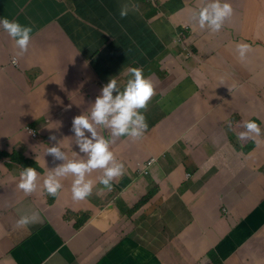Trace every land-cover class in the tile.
<instances>
[{
  "label": "crops",
  "instance_id": "obj_1",
  "mask_svg": "<svg viewBox=\"0 0 264 264\" xmlns=\"http://www.w3.org/2000/svg\"><path fill=\"white\" fill-rule=\"evenodd\" d=\"M204 2L0 0V17L32 29L20 54L0 29V151L8 154L0 157V264H222L216 256L264 264L263 247L242 245L264 242V0H229L233 16L215 33L191 17ZM181 32L191 56L173 41ZM240 42L249 45L243 60ZM128 67L141 68L154 92L141 109L142 135L110 144L123 164L121 189L99 184L96 169L83 200L71 198L70 177L47 193L43 177L60 161L25 127L49 140L47 124L59 118L66 132L56 136L74 156V111L82 103L80 113L89 111L101 85L110 76L123 81ZM44 91L54 93L50 100ZM249 119L261 132L248 143L237 125ZM16 151L43 174L30 193L17 187ZM152 156L149 174H137Z\"/></svg>",
  "mask_w": 264,
  "mask_h": 264
},
{
  "label": "clouds",
  "instance_id": "obj_2",
  "mask_svg": "<svg viewBox=\"0 0 264 264\" xmlns=\"http://www.w3.org/2000/svg\"><path fill=\"white\" fill-rule=\"evenodd\" d=\"M127 13V6L122 5L119 15L123 17ZM232 16L229 0H206L198 9H193L191 13L195 25L203 30H208L210 33L218 32L221 27H225L226 21ZM0 29L12 39L18 50L17 54L27 50L32 31L31 26L21 24L14 19L0 17ZM184 39L185 35L181 32L175 35L173 41L183 45L184 54L191 56V52L185 47ZM248 49L249 45L244 42L235 45L236 55L240 60L245 58ZM88 57L92 58V52ZM12 63L17 65L16 58H12ZM153 92L152 81L143 74L139 67H128L123 81L118 82L116 76H110L107 82L101 85L99 94L92 100L89 111L85 114L74 115L71 119L72 136L75 137L73 143L78 149L74 152V158H68L62 148L58 146L56 131L59 130V123L55 127H47L50 141L43 140L39 136V132L26 126L24 131L30 135L31 139L43 141L44 145L48 146L45 154L51 156L54 161H60V163L50 167V170L43 177V189L47 193L55 195L62 188V178L71 176V198L83 200L93 189L94 182L89 178V173L99 169L101 170V174L97 177L99 184L120 190L119 185L121 183L119 184L117 181L123 176V164L116 159L110 149V144L112 139L116 137L128 136L135 139L142 135L147 125L141 109L145 108ZM237 126L242 128L237 132L239 138L248 143L254 140L253 134L259 135L261 132L258 124L251 119L245 120L243 124ZM101 130H108L110 135L106 137L101 134ZM51 141H56V143L52 144ZM2 153L7 152L0 151V157H3ZM76 153L84 154L86 159L75 158ZM15 154H20L22 159L15 158ZM15 154L11 156L12 162L21 165L17 187L24 193H30L38 186V174L40 177L43 174L39 172L35 160L29 156L25 157L21 151H16ZM156 161V157H150L138 166L136 173L148 175L150 168ZM185 178L189 180L191 178L190 173H186ZM35 219V215L24 216L17 223L26 225ZM247 243L264 248L262 241L246 238L242 245ZM216 257L224 264L223 259Z\"/></svg>",
  "mask_w": 264,
  "mask_h": 264
},
{
  "label": "rangeland",
  "instance_id": "obj_3",
  "mask_svg": "<svg viewBox=\"0 0 264 264\" xmlns=\"http://www.w3.org/2000/svg\"><path fill=\"white\" fill-rule=\"evenodd\" d=\"M85 61H87V62L89 61V62L92 63V58H89V57L87 56V59H86ZM50 80H51V77H50V75H49V77L46 78V80H45V84H44V85H47V83H48ZM77 86H78V85H77ZM78 87H79V86H78ZM79 92H80V91H79ZM79 92H77L76 94H78ZM53 94H54V93H50V92H48V91H44V92L42 93L43 96L47 95V97H46L47 100H50V98H51V96H52ZM69 94H70V91H69L67 88H65L63 95H66V96H67V95H69ZM84 106H85V103H82V104H81V107H80V108H77V109L74 111L73 116H74V115H78L81 111H83V107H84ZM76 113H77V114H76ZM69 118H71V117L69 116ZM56 123H61V126L59 127V130L56 131V135H62V134H64V133L66 132L65 125L62 124V122H61V120H60L59 118L51 119V120L48 122L47 125H48L49 127H55V126H56ZM38 132H39V136H43L42 131H38ZM29 137H30V135H29ZM29 139H31V138H29ZM57 140H58V146H60V147L62 148V150L65 152V154L67 155V152L69 151L67 145L65 146V145L62 143V141H61L60 138H57ZM32 141H35V140L32 139ZM53 142L56 143V141H53ZM26 143L31 144V142H30V141H27V140H26ZM33 147H35V144L33 145ZM68 157H69V158H74L73 155L68 156ZM15 158L21 160V159H22V156H21L20 154H15ZM33 160H35V159H33ZM23 161H24V160H23ZM35 161H36V160H35ZM36 164H37V161H36ZM69 177H70V178H69L68 181H71L72 177H71V176H69ZM40 178H41V177H40V174H38V180H39ZM62 179H63V178H62Z\"/></svg>",
  "mask_w": 264,
  "mask_h": 264
},
{
  "label": "trees",
  "instance_id": "obj_4",
  "mask_svg": "<svg viewBox=\"0 0 264 264\" xmlns=\"http://www.w3.org/2000/svg\"><path fill=\"white\" fill-rule=\"evenodd\" d=\"M2 155H3V157H7L8 155H7V153H2ZM150 194V193H149ZM148 194V195H149Z\"/></svg>",
  "mask_w": 264,
  "mask_h": 264
}]
</instances>
